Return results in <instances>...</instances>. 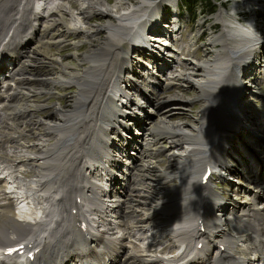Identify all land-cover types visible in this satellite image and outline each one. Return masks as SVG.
<instances>
[{
	"label": "bare ground",
	"instance_id": "bare-ground-1",
	"mask_svg": "<svg viewBox=\"0 0 264 264\" xmlns=\"http://www.w3.org/2000/svg\"><path fill=\"white\" fill-rule=\"evenodd\" d=\"M107 1L0 0V40L5 38L13 45L9 54L0 57V76L3 78L0 82V162L9 169V172L3 171L8 180L0 176V264H264V252L260 248L264 242V178L257 177L253 171L243 177L236 174L237 185H231V189L248 196L250 202L241 205L233 203L227 213H222L223 204L214 193L210 179L204 180L207 173L214 176L218 171L219 176L223 169L229 167L227 147L232 143L236 128L243 127L236 122L244 120L238 96L241 78L246 76L241 74L240 64L246 62L248 54L257 53L255 50L264 35V25L249 21L247 27L223 28L218 36L207 41L206 46L212 48L216 43L225 45L227 40H232L236 46L226 47L229 56L189 63L192 74L200 76L195 82L199 90L196 100L211 101L202 107L196 127L191 131L183 130L181 126L168 124L166 115L146 122L147 133L158 137L147 140L150 147L143 150L140 159L152 165L146 167L152 172L145 175L150 176L156 185H161V190H164L161 197L157 196L155 200L141 198L148 193L137 188L131 177L133 171L142 168L140 163L134 162L124 176L126 180L130 176L131 181L126 185L122 181L124 187L118 193L109 191L110 194H107V182L98 176L101 166L96 163L99 158L109 159L105 144L104 148H95V154L85 165L65 159L63 167L68 168L60 170V159L53 155V147L43 143L49 137L59 140L63 134L62 140H71L64 146L72 147L73 143L86 140L96 122L90 123L94 114L101 124L94 129L93 138L108 135L110 127L114 129L115 124H111V111L108 115L104 114L106 102H113L116 81L122 71H126L125 66L131 65V61L127 60L129 53L125 54L122 40H116V33L128 41L143 27H152V32L161 34L155 22L166 6L155 5L158 17L150 14L151 18L147 17L140 23L144 15L138 17V14L148 4L147 0H137L135 5L130 0H115L112 9L105 8ZM171 1L162 0L164 3ZM247 3L250 11L264 10V0ZM233 8H236L235 4ZM95 15L110 19L90 27L88 20ZM146 20L149 22L147 26L143 25ZM36 21L43 22L44 26L35 29ZM100 31H104L105 35L95 45L93 40H97ZM30 32L38 34V38L30 37ZM78 34L89 44L78 61L81 63L79 66L81 68L82 63L89 66L73 73L69 70L70 66L51 58L43 47L59 46L64 38ZM26 40L29 49L24 52L22 42ZM82 43L78 41L75 45ZM141 43L146 45L145 41ZM12 45H9L10 48ZM116 48L122 50L117 52ZM30 65H42L50 70V77L36 79L42 81L40 88L33 89L28 79L22 77L27 74ZM9 67H13L15 75H6ZM111 69L112 75L108 74ZM175 77L176 80L182 78L181 74ZM168 80L171 83L174 79ZM70 84L77 89L70 99V107L58 103L53 107L40 105L38 110H50L47 118L41 121L32 116L28 120L30 114H27L29 109L26 106L21 108L22 114L19 113V101L26 102L38 95L58 98L62 96V89ZM177 106L176 103L169 105L171 109ZM83 119L82 138L67 133L76 131L74 123ZM122 131H128V127ZM164 143L169 150L167 152L166 149V174L153 165L165 155ZM83 144L87 146L86 142ZM181 144L184 150H188L183 151L187 153L185 155L175 152ZM89 146L90 153L94 146ZM86 165H89L85 169L89 175L84 178L81 172ZM106 168L109 171L108 180L114 181L112 171L116 170L115 167ZM31 169L35 178L21 184L19 179ZM169 169L179 170L177 173L183 175L178 187L167 186L176 176H168ZM67 178L73 179V185H78L73 189L74 193L66 187L60 189L58 185L61 182L68 185ZM145 180L141 178V181ZM176 188H179L177 195ZM169 192L174 194L172 200V195L169 198L166 196ZM27 196L30 199L40 197L42 202L30 203ZM192 197L195 202H192ZM171 202L181 206L182 210L173 209L170 213ZM146 203L150 207L155 205V210L145 212ZM39 205L42 208L38 210ZM186 205H189L187 211L183 210ZM173 218L175 224H170ZM228 225L231 232L226 229ZM220 237L222 240L218 239ZM202 245L203 248L199 249ZM13 247L23 249V255H4ZM210 248L214 256L206 258ZM173 249L177 254L169 255ZM30 250L39 251L33 261L27 258ZM197 255L203 256L199 258Z\"/></svg>",
	"mask_w": 264,
	"mask_h": 264
},
{
	"label": "rangeland",
	"instance_id": "rangeland-1",
	"mask_svg": "<svg viewBox=\"0 0 264 264\" xmlns=\"http://www.w3.org/2000/svg\"><path fill=\"white\" fill-rule=\"evenodd\" d=\"M130 1L133 5H135L137 0ZM248 1L250 0H221L222 5L218 4L217 11L214 15L208 17L205 14L203 15L195 12L196 20L194 23H191L190 17L184 13L179 0H172L171 2L166 3L162 2V0H147L148 4L144 5L138 14V17L144 15V18L140 21V23L147 17L151 18L152 16H150V14L158 17L156 15L155 5L162 4L163 6H166L165 9L162 8V10H164L162 16L158 17L155 22V25L157 26L156 29L160 31L161 34L159 35V33L152 32V27L149 29H144L143 27L140 29L141 32L139 34H134V36L131 37V40L128 41L125 40L119 33H116V40H122L120 42H122V48L125 50V54L129 53L127 60L131 61V65L125 66L126 71H122V74L116 81L117 89L113 90V92L116 93V96L112 97L113 102H106L104 114L108 115L111 111V124L113 126L115 124V128L113 129L110 127L108 135L105 134L100 137L93 138L95 132L94 129L101 124L99 118L95 116L96 114H94L92 117L94 120L91 118L90 123H93L94 121L96 122L92 125L91 128L93 129L86 140L81 139V142L73 143L72 147L64 146V144L71 142V140H62L64 134L61 135V139L59 140H53L50 137L47 140H44V144L53 147V155H57L59 157L58 159H60V163L58 162V165L60 170H66L68 168L67 166L63 167V161L65 159L74 162H82L85 165L87 160L91 159V157L95 154V148L103 147L105 144L107 148H103L110 154L109 159L108 161H105L104 159L99 158L101 157L100 155L96 163H99V166H105V168L115 167L116 171L120 172V174L119 172L115 173V180L119 183L122 181L126 182L128 178L126 180L124 176L128 174L127 168L132 165L131 163L134 162L143 165V162H140L141 155L139 152H142L143 149L150 147L145 145V141L152 137H158L147 133V121L166 115L165 121L168 124L181 126L183 130H190L196 127V120L201 116L202 107L206 103H211V101L196 100V95L199 90L196 88L195 82L200 78V76H198V74H192V71L189 70V66H191L189 63H195L205 59L215 60L217 56L218 58L220 56L226 59V56H229L226 54V47H233L235 45V42L232 40H227L225 45L220 42L214 44V47L212 48H208L206 46L207 41L215 38V36H218L223 28L227 29L233 26H236V28H238V26L247 27L249 21H252V24L259 23L264 25V10L255 9L250 11V6L247 3ZM114 2L115 0H108L105 8L107 7L108 9H112ZM234 4L236 8H233ZM63 17L66 18L65 15H63ZM109 19L110 17L108 16L104 17L101 15H95L88 20V25H90V27L100 25L107 22ZM138 20L140 19L138 18ZM148 20H146L143 25L147 26L149 23ZM35 24V29H40L39 26L41 27L44 23L36 21ZM78 35L64 38L62 40V44L59 46L46 45L43 47L44 52L51 58L53 57V59L59 61L60 64L70 66L71 68H69V70L73 73L79 72L83 67L88 65L87 63H82L83 66L81 68L79 66L81 63L78 61L81 59V55L88 50L89 44L86 43L85 39L82 38L80 34ZM104 35L105 32L100 31L97 35V40H95L96 42L93 40V43L95 45L99 44ZM38 36V34L30 32V37L38 38ZM19 41L21 42V40ZM78 41L83 43L76 46L75 43ZM142 41H145L146 45L141 43ZM27 43L28 40H26V42H22L24 52H27L29 49V44ZM9 45L12 44L9 43L7 39L5 40V38H2L0 40V48L2 47V51L5 50V55L9 54V51L13 49V45L11 48ZM256 49L257 50L255 51L257 53L252 52L253 54H248V57H246L245 60L247 63L244 62L246 64H240L241 74L244 73L246 76L245 78H241L239 86L240 94L238 96L240 114H242L244 120L242 122V119H240L236 122L238 126L241 123L243 127L240 126L236 128V132H233L232 143L229 147H227L228 155H226V157L227 162L229 161L227 165L230 168L227 166V170H222L223 173L219 175L222 176L220 179H218V171L214 176L211 175L206 178V180L210 179V182L213 185L214 193L223 204L221 205L222 213L230 212L233 203L241 205L244 202H250L248 200V196L245 194L243 195L242 193L240 194V191L238 190L231 189V185H237L235 182L238 179L236 174L243 177L247 172L253 171L257 177L264 178V35L260 37ZM118 50L122 49L116 48L117 52ZM167 64L168 67H166ZM133 66L135 67L134 72L132 71ZM30 67L31 68H29L27 74L24 73L22 77L28 79V82L33 89L40 88L42 81L36 79H40L41 77H50V70L42 65H30ZM12 70L13 67H9L6 75H15V71ZM111 72L112 69L111 71H108V74L112 75ZM131 72L136 74V76H133ZM177 74H181L182 78L176 80L175 76ZM2 79V76H0V82ZM113 79L115 78L113 77ZM168 79L174 80H171L172 82L169 83L170 80ZM128 84H131L134 87L130 88ZM76 91V87L70 84L67 85L66 88L62 89L60 92L62 96H58V98H49V96H46V98L45 96L38 95L39 97L34 96L26 102L21 100L19 101L18 106L19 113L22 114L21 108L26 106V108L31 111L29 112L30 116L27 119L30 120V117L32 116L34 119L41 121L47 118L50 110H44L43 108V110H38L40 105L53 107L55 103H58L60 105L66 104L64 106L70 107V99ZM178 102H180V104ZM172 103H176L178 106L172 107L171 109L169 105ZM12 107L13 105H11V109ZM149 110H152L153 112L150 113ZM113 112L115 115H113ZM83 121L84 119L74 123V129L78 133L76 131L67 133L74 134V136L82 138ZM132 122L135 124L134 127ZM257 123H260V125H257ZM124 126L128 127V131H122L125 128ZM250 129H252V131ZM161 141L163 140L161 139ZM161 141L158 143L159 146L162 143ZM84 142H86L87 146L83 144ZM89 144L94 146L93 151L90 153ZM165 145L166 143L163 144V147L165 148V155L153 165L166 174V149L167 152H169V150ZM60 147L62 148L61 151ZM65 149L67 150L64 154H62ZM185 150L188 151L187 149ZM185 150L181 144L176 148L175 152L179 154ZM128 154H131L132 156ZM182 154L185 155L187 153L183 152ZM229 157L232 159H229ZM126 158L130 160H127ZM233 160H236V162ZM148 165L151 164L146 162V167ZM86 168L87 167L85 166L81 172V176L84 178L89 175V171L85 170ZM168 171H170L168 172V176L174 174V176L176 175L177 177L175 176V179L170 181L171 183L169 182L167 186L173 185V187H178L179 183L183 180V175L177 173L179 170L172 171L169 169ZM183 171L184 170H182V172ZM26 173L24 174L23 179H19L21 184L26 182L29 183L33 180V178H35L32 169ZM142 175L144 177L146 176L145 174ZM148 178L151 179L150 176H148ZM65 181L68 182V185H65V182H61L58 184L61 187L60 189L66 187V190L71 189L72 193H74L73 189L78 185H73L74 181L70 178H67ZM135 182L137 188L143 189L146 193H148L146 196L141 197L142 199L150 198L155 200L157 196H162V192L164 190H161L162 187L160 184L152 186L148 184L147 180L143 183L141 179H136ZM164 184L166 185V182ZM154 185H156V183H154ZM176 191L178 192L176 193ZM176 191L174 192L172 189V192L176 193V195L179 194V188H176ZM20 192L23 193L24 191ZM85 194H87V192ZM166 196H168V198L171 196L170 200H172L174 194L169 192ZM31 198L35 199L33 202H42L40 197ZM68 199L69 198H67L66 201H68ZM192 202H195L194 197H192ZM30 203H32V201H30ZM18 206L21 207V205ZM39 208H42L41 205H39L38 210ZM188 208L189 205H186L183 207V210L187 211ZM173 209L175 211L182 210L181 206H177L171 202L170 209L168 210L171 213ZM153 210H155V205L150 207L148 203H146L145 212ZM170 224H175L174 218L173 220L171 219ZM226 229L228 232H231L230 225H228ZM218 239L222 240V237ZM214 241H216V239ZM203 246L204 245L198 248L202 249ZM212 251V248L207 251L208 255H206V258L208 256H214ZM175 254H177V252H175L174 249L169 252V255ZM197 256L200 258L203 255Z\"/></svg>",
	"mask_w": 264,
	"mask_h": 264
},
{
	"label": "trees",
	"instance_id": "trees-1",
	"mask_svg": "<svg viewBox=\"0 0 264 264\" xmlns=\"http://www.w3.org/2000/svg\"><path fill=\"white\" fill-rule=\"evenodd\" d=\"M179 1L184 13H186L190 17L191 23L195 22L196 13L210 16L217 11L216 0H179ZM219 1L220 0H218V2Z\"/></svg>",
	"mask_w": 264,
	"mask_h": 264
}]
</instances>
